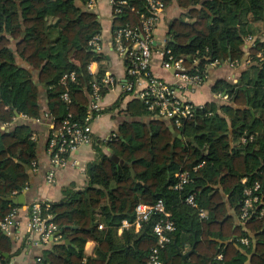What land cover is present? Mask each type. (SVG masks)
Returning a JSON list of instances; mask_svg holds the SVG:
<instances>
[{"label":"trees","instance_id":"trees-1","mask_svg":"<svg viewBox=\"0 0 264 264\" xmlns=\"http://www.w3.org/2000/svg\"><path fill=\"white\" fill-rule=\"evenodd\" d=\"M80 1L87 6L88 0ZM111 1L114 36L121 28L140 27L148 0ZM165 2L168 5L169 0ZM178 2L195 21L174 22L166 48L183 58L191 73L206 76L212 63L230 57L233 64L240 62L247 39L264 26V0ZM101 31L97 15L83 11L75 0H0V221L18 208L3 198L24 193L31 180L28 168L37 161V143L28 124H18L12 131L1 127L13 123L16 113L33 119L42 113L39 84L29 70L16 65L6 35L20 38L18 53L38 72L48 91L50 116L59 127L69 114L79 122L85 120L91 83H101L105 77L102 68L97 75L89 70L92 63L103 60L90 45ZM251 54L253 65L244 72L243 85L220 81L213 89L226 93L233 103L223 108L231 126L210 103L198 108L182 127H175L176 135L159 119L150 126L126 124L121 134L110 139L92 135L97 159L86 167L88 186L81 191L71 185L63 199L52 204L49 213L59 230L69 228L59 242L44 246L40 264H146L157 246L154 226L165 217L154 215L139 232L127 229L119 235V230L124 220L135 221L137 205L159 200L176 226L162 251L163 264H264V43L256 41ZM72 72L76 82L63 84L62 78ZM66 92L70 105L62 98ZM137 100L138 116L158 118ZM241 101L254 103V121L253 115L237 108ZM105 148L125 164L115 163ZM185 171L190 182L175 190L177 174ZM255 182L261 184L262 202L246 223L238 225L245 189ZM191 195L197 208L187 203ZM225 196L235 215L229 214ZM201 210L207 212L206 219L200 217ZM244 238L248 246L242 243ZM89 241L97 244L96 258L86 257ZM192 249L183 260L182 253ZM11 250V238L0 232L3 264H8L5 254Z\"/></svg>","mask_w":264,"mask_h":264},{"label":"crops","instance_id":"crops-1","mask_svg":"<svg viewBox=\"0 0 264 264\" xmlns=\"http://www.w3.org/2000/svg\"><path fill=\"white\" fill-rule=\"evenodd\" d=\"M75 1L77 6H79V8H81L83 11L89 10V8L80 0ZM90 11L97 15L102 26V31L99 35L101 45L99 54L103 60L100 64L98 62L92 63L89 67V70L92 74L97 75L102 68L114 79L113 85L105 87L103 90L102 104L104 112L92 123L93 136L100 140H105L108 139L112 134H121V131L126 124L139 122L146 126H150V124L156 119L166 123L170 127L171 133L176 135L177 133L175 127L168 121L161 118H154L149 115H137L140 112V109L138 103L136 102L138 101L136 98V93L138 89L143 88V85L135 87L133 91H129L127 89L130 79L127 73L125 61L117 51L114 36V11L112 1L96 0L95 9ZM178 21L192 23L195 21V19L191 17L189 18L188 10L182 8L179 5L178 0H169L167 8L164 11L159 26L155 32V61L153 65V73L161 78L166 79L170 83L174 81L173 73L171 71H166L161 67V57L159 52L166 48V42L168 37H170L169 33L171 27L174 22ZM260 24L261 23H257L255 25L258 27L261 26ZM6 36L10 42L11 50L16 55V65L19 68L29 70L33 74L35 81L39 84V101L42 113L39 119L29 118L16 113L14 122L10 124L8 131H12L18 124L21 123H26L32 128L33 140H35L37 143V161L34 162L36 165L33 163V168H28V173L31 176V180L28 190L24 193L26 196V205H17L18 208H16L15 214V227L12 233L10 235L6 234L1 229V227L0 232L6 234L9 238H11L12 241V250L10 254H5V257L8 259V264H39L38 258L43 257L44 247H36L34 244H32L34 237H32L29 232L30 205L37 201H47L51 204L58 203L63 199L64 190L71 185H75L77 190H84L88 186L86 167L88 163L95 161L97 157L93 146L82 148L79 152L75 153L71 157L72 162L76 161L75 165L64 169H59L56 173L54 185H49L47 183V174L51 169L47 147L49 136L52 130L53 120L49 113L48 91L43 84H40L38 72H36L27 61L20 57L18 53V43L20 38H13L9 34ZM258 40L264 43V26L262 30L247 39L246 44L243 47L245 55L240 62L233 64V61L230 57L227 61H223L216 66H210L204 84L199 87H188L187 90L182 91V95L195 106H204L210 103L216 104L218 108L217 113L221 117L225 118L231 126V119L223 111V108L227 105H232L233 103H231V99L229 97H225L226 93H215L213 89L220 81H227L232 84L243 85L242 76L244 72L253 65L251 62V51L254 43ZM258 55L260 56L261 54ZM132 107H134L133 111L129 110ZM237 108L247 114L249 112L251 115H253V121L257 117L254 110V103L249 105L248 102L245 103L244 101H241ZM246 141L247 140L245 137L241 139V142L243 143ZM104 151L106 154L110 155L111 158L113 155H115L108 148H105ZM118 158L123 162V164L119 163V165H124L125 161L120 157ZM225 202L228 205L229 214L235 215V210L230 206L227 196H225ZM1 222L2 221H0V223ZM237 222L238 225L241 223L239 219ZM127 229H134L135 232L140 231V229L134 226L128 228L122 226L119 230V235H122ZM241 241L245 246H248L250 243L247 238H244ZM49 245L46 246L50 247ZM96 247L97 244L95 242H87L85 246L86 257L96 258ZM188 248L189 247L187 246L185 249L187 250ZM193 250L194 249L184 252L182 255H185Z\"/></svg>","mask_w":264,"mask_h":264},{"label":"built area","instance_id":"built-area-1","mask_svg":"<svg viewBox=\"0 0 264 264\" xmlns=\"http://www.w3.org/2000/svg\"><path fill=\"white\" fill-rule=\"evenodd\" d=\"M95 6L96 0H88L87 7L89 10H94ZM166 8L165 0H148V13L141 16L140 27L133 29L127 26L117 30L115 42L117 51L123 57L127 67L130 79L127 89L133 91L135 87L143 85V88L138 89L136 98L144 101L148 110L154 113L156 117L168 121L174 127L180 128L183 126L184 121L191 120L194 117L198 108L204 107L192 104L182 95V91L187 90L188 87L201 86L204 84L207 75L191 73L186 66L185 60L176 58L168 48L159 52L161 67L173 73L174 81L170 83L153 73L155 32ZM119 12L120 10H117V13ZM90 45L94 51L99 52L101 49L100 36H95L91 40ZM218 64L219 62L215 61L211 66ZM76 80V73L72 72L62 78V83L66 84L68 81L76 82ZM113 83L114 79L108 73L105 74L101 83L98 81L91 83L90 104L84 121L79 122L73 119L72 114H69L62 124L56 127L55 122L52 120V130L47 147L51 165L46 178L49 185L55 184L56 173L59 169L75 165L76 161L72 162V155L79 152L82 148L92 145V123L104 110L102 104L103 90L105 87L113 85ZM225 97L228 98L227 94ZM62 98L66 104H71L68 92ZM9 128L10 124H6L1 127V130H9ZM113 137H116V134H112L108 139ZM34 164L36 165V163ZM177 177L179 181L174 186V189L181 191L190 182V174L185 171L177 174ZM246 182L247 180H244V183ZM27 190L28 188L25 189L24 193ZM261 202L262 187L259 182H255L245 189L240 222L246 223ZM187 203L194 208L198 207L193 195L187 199ZM51 206L52 204L47 201H37L30 205L29 232L34 237V243L32 240V244L36 247H44L60 241V230L54 222V216L49 213ZM15 214L16 209L0 223L1 229L6 234L10 235L15 227ZM154 215H163L165 219L157 221L154 226L153 231L157 238V246L153 248L146 264H163L162 251L170 243V235L176 231V226L168 219L170 215L166 211L163 200H159L152 205L140 203L136 207L135 221L130 223L124 220L122 226L127 228L134 226L140 229ZM207 216L206 211H200L202 219H206ZM261 216H264V210L261 212ZM219 259H222V256H219ZM41 261L42 258L39 257L38 263L40 264ZM0 264H3L1 255Z\"/></svg>","mask_w":264,"mask_h":264},{"label":"water","instance_id":"water-1","mask_svg":"<svg viewBox=\"0 0 264 264\" xmlns=\"http://www.w3.org/2000/svg\"><path fill=\"white\" fill-rule=\"evenodd\" d=\"M115 163L119 164H123L122 161L119 160V158L116 156V155H113L112 158H111ZM132 174H134L133 170H132ZM4 201H7V202H10V203H13L15 205H20V206H25L26 205V196L25 194H22L18 197H6V198H3ZM69 228V227H66V228H63L60 230L59 234L61 235L62 233H64V231ZM73 229H77L78 227H72ZM67 244H71V242L69 240L66 241ZM194 252L191 251L185 255H183V259H187L192 253Z\"/></svg>","mask_w":264,"mask_h":264}]
</instances>
